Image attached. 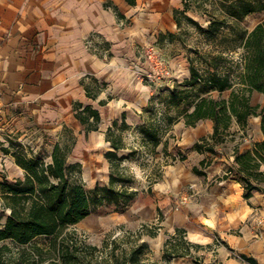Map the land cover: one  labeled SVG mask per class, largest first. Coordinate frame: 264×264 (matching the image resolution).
Returning a JSON list of instances; mask_svg holds the SVG:
<instances>
[{
    "label": "crops",
    "instance_id": "obj_1",
    "mask_svg": "<svg viewBox=\"0 0 264 264\" xmlns=\"http://www.w3.org/2000/svg\"><path fill=\"white\" fill-rule=\"evenodd\" d=\"M185 1L0 0V148L5 147L0 149V165L5 162V178L24 176L11 152L19 144L35 152L31 143L42 130H77L79 155L87 138L100 142L95 134L99 130L102 141L110 144L106 135L114 121L143 123L142 113L154 93L146 77L151 66L145 48L161 44L162 34L178 31L175 13L184 9ZM88 105L100 112L101 120L97 130L87 133L76 114ZM233 126L235 135L219 146L228 147L229 159L222 155L213 164L217 183L201 187L192 201L175 210L168 209L169 200L164 204L171 221L165 242L182 228L189 241L203 248L170 261L162 250L161 260L145 257L148 264H194L196 256L204 264H253L241 254L264 264V185L246 198L236 177L223 178L226 162L235 164V151L252 148L264 134L260 124L249 130L250 119L245 128L236 122ZM213 128L194 134L202 138ZM75 162L81 163L79 158ZM216 237L221 244L214 248Z\"/></svg>",
    "mask_w": 264,
    "mask_h": 264
},
{
    "label": "trees",
    "instance_id": "obj_2",
    "mask_svg": "<svg viewBox=\"0 0 264 264\" xmlns=\"http://www.w3.org/2000/svg\"><path fill=\"white\" fill-rule=\"evenodd\" d=\"M223 1L227 14L237 20L264 10V0ZM189 8L190 0H186L184 9L176 10L179 27L185 16L208 36L218 34L224 28V18H214L207 27L202 26L186 15ZM175 37L176 33L169 32L162 34L159 41H173ZM238 38L241 39L239 47L243 49L238 59L228 57L225 51L220 50L209 54V57L204 55V64L200 67L196 63L197 58L190 56L191 76L183 83L189 90L180 92L175 87L164 100L168 105L186 103L183 115L187 126H196L205 119L213 121V132L193 144L198 152L217 153V144L225 142L232 134L234 122L245 128L251 116H260L264 134V107L251 101L254 91L264 94V20L252 30L241 31ZM236 48L238 46L230 51ZM196 53L200 54L198 48ZM227 90H231L230 96L222 97L221 94ZM202 91L208 95L199 94ZM215 91L219 92V97L212 95ZM194 92L197 97L193 99L191 93ZM76 115L86 125L87 133L99 128L100 112L91 106H86ZM167 121L172 124L173 116H168ZM119 125L129 126L125 120L121 124L114 121L106 135L111 145V149L105 152L110 162L109 181L106 184L97 183L91 188L81 178L82 163L70 161L76 136L69 128L66 135L55 143L50 160L33 150L29 153L20 144L15 145L12 152L6 148V152H11L17 164L24 169V176L13 181L7 178L0 180L2 205L10 210L5 223H1L0 214V264H148L144 251L150 246L145 241L125 248L114 239L99 247L88 243L73 228L99 207L111 204L125 207L138 195L139 190L128 186L133 176L126 174L122 166L124 156L119 151L127 148V144L121 135L116 134L114 127ZM139 128L144 144L153 153L157 152L162 142V128L152 121ZM135 152L133 148L131 154ZM201 163L209 165L206 158ZM194 170L204 174L197 166ZM231 176L243 184L246 198L263 189L264 137L250 149L235 151V164L228 168L223 178ZM149 233L157 235L156 230H149ZM186 235L185 229L178 228L166 240L163 250L168 261L191 254L192 248H203L189 241ZM241 256L253 264H260L251 256ZM194 264H204L203 257L196 256Z\"/></svg>",
    "mask_w": 264,
    "mask_h": 264
},
{
    "label": "rangeland",
    "instance_id": "obj_3",
    "mask_svg": "<svg viewBox=\"0 0 264 264\" xmlns=\"http://www.w3.org/2000/svg\"><path fill=\"white\" fill-rule=\"evenodd\" d=\"M186 15L191 16L204 27H207L214 18H224L226 23L218 34L208 36L183 16L181 27L175 32V39L156 45L157 50L164 56L171 68V76L157 77L155 81L148 80L154 92L152 102L148 106L150 108L152 105L153 108L147 107L142 113L144 117L141 124L114 127L116 134L121 135L127 144V148L121 149L119 153L124 156L122 166L125 168L126 174L133 176V181L128 183V186L131 189L139 190L138 195L125 207L114 204L101 206L73 227L88 243L99 247L114 239H117L125 248L145 241L150 247L145 249L144 258H149L151 261L161 260L165 238L170 233L169 223L171 221L166 220L165 202L169 200L168 209L175 210L192 201L201 187L214 186L220 179L218 173L212 172L216 158L225 155L229 159L231 155L226 145L222 144V147H219L221 143L217 144V153L215 154L195 150L193 142L201 138H198L199 134L195 135L194 133L198 129L206 133L214 124L213 121L210 119L201 120L192 129V126L185 124L183 111L186 108V103L168 105L164 100L169 96V91L175 87L180 92L189 90V87L184 86L183 83L191 76L190 56L197 58L196 63L200 67L204 64V55L209 57V54H215L220 50L225 51L226 56L238 59L243 51L239 47L241 39L238 38V34L243 30H252L257 23L264 20V10L252 13L241 20L234 19L227 14L223 0H190V8ZM237 46L236 50L230 51ZM196 48L200 54L196 53ZM191 94L193 99L197 97L195 92ZM199 94L208 95L204 91ZM230 94L231 90H227L221 96L229 97ZM212 95L220 96L216 91L212 92ZM251 101L255 105L264 107L263 94L253 93ZM168 116L174 118L170 125L167 121ZM250 120L249 130L258 129L260 116H251ZM150 121L159 124L162 128V142L155 153L150 150L148 145L144 144L142 131L139 128ZM236 128L233 126L231 129L233 135H235ZM69 129L76 136L77 143L78 131L72 127ZM66 133V127H63L57 134L42 130L37 136L35 135V139L31 143L36 150L34 153L50 160L55 143ZM102 133L103 130L95 133L96 140L100 142L96 143L87 138L79 155L76 150L77 144L70 155V161L75 162L76 159H80L82 163L81 178L90 188L94 187L96 183H108L110 177V162L105 156V151L110 148V144L102 141ZM190 133L194 135H190ZM1 148L4 150L5 147L1 146ZM133 148L136 149V152L131 154ZM202 158H206L209 165L202 164ZM1 163L0 180L7 175L5 162ZM195 166L203 172L206 169L209 174L204 176L197 173L194 170ZM229 167L231 165L226 162L224 170L227 171ZM185 197H187L186 201H184ZM2 204L3 199L0 192L1 223H5L10 210L4 209ZM144 225L147 226L143 227ZM149 230H156L157 235H151ZM151 261L149 264H152Z\"/></svg>",
    "mask_w": 264,
    "mask_h": 264
},
{
    "label": "built area",
    "instance_id": "obj_4",
    "mask_svg": "<svg viewBox=\"0 0 264 264\" xmlns=\"http://www.w3.org/2000/svg\"><path fill=\"white\" fill-rule=\"evenodd\" d=\"M88 46L90 45V41H88ZM145 54L149 64L151 65L150 71L146 74V77L150 80L155 81L157 77H170L171 76V68L167 64V60L164 56L157 50L155 45H149L145 49ZM2 109L0 107V122L2 121ZM187 200V197L184 198V201ZM259 223H262V220H259ZM221 244V240L216 237V243L214 248Z\"/></svg>",
    "mask_w": 264,
    "mask_h": 264
}]
</instances>
